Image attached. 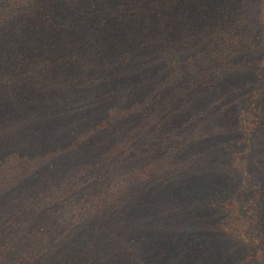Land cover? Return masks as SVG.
Returning a JSON list of instances; mask_svg holds the SVG:
<instances>
[{
	"label": "trees",
	"instance_id": "obj_1",
	"mask_svg": "<svg viewBox=\"0 0 264 264\" xmlns=\"http://www.w3.org/2000/svg\"><path fill=\"white\" fill-rule=\"evenodd\" d=\"M247 2L0 0V124L11 129L0 135L5 138L0 139V264H168L185 247L197 264H264V188L249 162L264 119V63L248 72L236 67L238 52L231 39L249 15ZM260 6L264 54V0ZM175 31L176 47L203 51L210 59L211 49H219L222 72H227L219 84L224 79V85L235 81L240 86L232 102L240 137L224 143L218 168L225 171L230 164L237 169L240 182L234 188L201 181L185 169L155 176L151 166L157 157L150 148L160 132L162 144L178 133L185 115L181 105L172 111L169 103L158 114L165 131L154 130L152 113L142 117L147 126L120 116H112L109 124L101 117L106 106L96 98V87L113 89L115 71L144 64V55L171 61ZM75 66L83 70L76 79ZM59 114L56 120L66 129L59 135L65 154L54 158L50 153L41 161V148L34 152L30 137ZM86 123L94 125L89 134H76L73 125ZM76 135L91 141L75 149ZM11 152L13 160L3 163ZM142 165L151 167L146 177H141ZM94 169L103 173L97 179L102 186L93 184ZM44 171L50 182L42 179ZM152 218L171 225L165 230L172 241L157 256L141 228ZM201 239L205 248L198 254ZM232 240L244 244L240 251Z\"/></svg>",
	"mask_w": 264,
	"mask_h": 264
},
{
	"label": "rangeland",
	"instance_id": "obj_2",
	"mask_svg": "<svg viewBox=\"0 0 264 264\" xmlns=\"http://www.w3.org/2000/svg\"><path fill=\"white\" fill-rule=\"evenodd\" d=\"M261 6L260 0H248L246 10H248L249 15L243 17L241 21L243 22L242 31L235 32L233 38L230 36L236 44V51L238 52V61L236 62H239V64L234 65L238 68L246 69L247 72L255 70L256 67H261L264 63V54L261 52V42L258 35L259 23L257 17L258 8ZM178 36V32L176 33L175 31L170 37L172 42L170 48L173 49L169 52L171 61H166V59L158 55L155 59L150 55H144V60L142 61L144 64H126L123 68L119 67L115 71L114 75H112V83H110L111 86H114L113 89L108 84L107 86L101 84L96 87V98L98 97L100 103L106 106V108H102L101 117L105 116L103 122H108L109 124L113 123L111 121L113 117L120 116L123 117L122 120L125 122L134 120V123L138 122L142 126H147L146 120L144 122L142 117L152 113L153 120L155 119L153 122L154 130L161 129L165 131L166 127L161 124L163 123L162 118H157L158 114L163 109L168 108L169 103L170 107L168 109L171 108L172 111L173 108L181 105L185 111V115L181 116L183 123L178 124V128L181 124L178 133L172 132L174 137L171 138V141L168 140V143L162 144L161 135H163V132H160L161 134H158L157 138L154 135L156 141L150 149L152 157H157V159L154 158L156 164L151 166L156 173L155 176L164 175L169 170L175 169L178 172L185 169V172H196L197 178L201 181L214 184V186L234 188L240 182L237 169L234 167L230 168V164L227 165L229 169L225 171H219L218 168H221L224 159V143L229 140L237 141L240 137L239 126L234 120L235 116L232 107V102L237 96L240 86L235 81L234 83L231 82V85H224L222 83H226L224 79L219 84L220 77L227 74V72H222L223 67H225L222 65L225 62L218 56L219 49L215 47L211 49L212 53L210 56H213L212 59L204 58L203 56L207 55V53L203 51L198 54L193 53L194 51L189 49L176 47L175 40L179 39ZM218 36L216 34L210 41H214ZM237 44L239 45L237 46ZM99 65L101 66L102 64ZM141 67L142 71L138 73L137 71ZM143 69H145V75ZM190 71L191 73H189ZM74 72L72 78L76 79L77 76H81L80 74H82L83 70L75 66ZM122 75H124L123 78ZM148 75H151V77ZM140 78L144 79V83L140 82ZM147 78H150V80ZM227 82L229 83V81ZM64 83H66V80ZM212 84H214L213 88L210 87ZM130 87L135 92L128 90ZM118 88L119 90H116ZM226 107H228V110ZM50 117L52 118L47 119L51 120V122L56 121V123L45 124L44 122L47 127L41 128V132L34 139L30 137L31 141L35 142L33 149L36 150L33 151L36 152L41 148L38 151L39 155H41V161L46 159V156H49L50 153L53 154L54 158L65 154L62 151L65 145L60 143L59 135L63 134L66 129L61 121L56 120L61 119L60 114L59 117L58 115H55V117L51 115ZM40 118V116L37 117L38 124H41ZM261 122L255 134V145L250 154L249 162L251 168L256 170L260 176L264 188V119ZM5 123L1 122L0 124V135L11 131L8 124ZM89 123L84 124L82 127L73 125L75 133H82L81 136L88 135V129L94 127L92 123L90 125ZM94 124H97V121ZM73 138L74 142L72 141V144L75 149L82 148L87 142L91 141L89 138L86 139L87 137L81 138L78 135ZM0 139L3 140L5 138L0 137ZM120 144L124 143L120 142ZM13 156L14 152L6 154L3 163L12 161ZM51 159L53 158L51 157ZM104 166L105 164L102 167ZM179 166L182 167L179 168ZM142 167L143 165L139 167L140 172L143 173L141 177H146L145 175L151 173V167L149 169H144L145 165ZM144 170L149 172L145 173ZM93 171L97 172L93 177L96 179L93 184L102 186V182L97 181V179L101 181L100 177L103 174L101 169L100 171L95 169ZM48 173L45 172V175H42V179L50 182L51 175ZM115 180L112 182H115ZM100 190L101 188L97 189V193ZM141 225L143 232L148 233L145 241L151 243V247L155 250L154 256L164 252V249H167L165 247L172 241L170 237L171 231L165 230V227H171L170 221L163 218H152L151 220L143 221ZM204 241V239L196 241L198 254L204 252L205 247L201 245L204 244ZM231 244L237 245L239 251L244 245L236 240H232ZM187 252L186 247L182 248L168 261V264H197V259L192 258V254ZM141 258H143V253H141Z\"/></svg>",
	"mask_w": 264,
	"mask_h": 264
}]
</instances>
